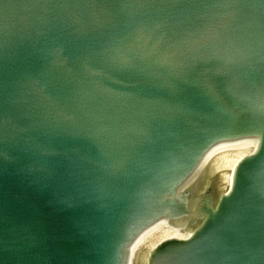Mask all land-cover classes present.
I'll use <instances>...</instances> for the list:
<instances>
[{
  "label": "water",
  "instance_id": "obj_1",
  "mask_svg": "<svg viewBox=\"0 0 264 264\" xmlns=\"http://www.w3.org/2000/svg\"><path fill=\"white\" fill-rule=\"evenodd\" d=\"M0 264H264V0H0Z\"/></svg>",
  "mask_w": 264,
  "mask_h": 264
}]
</instances>
